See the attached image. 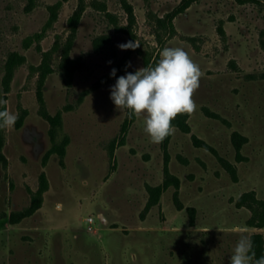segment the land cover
<instances>
[{"label": "rangeland", "instance_id": "rangeland-1", "mask_svg": "<svg viewBox=\"0 0 264 264\" xmlns=\"http://www.w3.org/2000/svg\"><path fill=\"white\" fill-rule=\"evenodd\" d=\"M57 1L0 0V110L18 116L0 129V264H229L234 229L251 243L264 237L251 223L264 201V0H195L175 33L159 20L182 0H128L134 20L125 0H84L75 25L80 0H62L46 35L27 45ZM128 41L140 46L118 47ZM165 47L184 49L202 75L196 110L153 144L144 116L119 111L110 88ZM16 52L24 60L6 91ZM55 144L65 151L46 160Z\"/></svg>", "mask_w": 264, "mask_h": 264}, {"label": "clouds", "instance_id": "clouds-1", "mask_svg": "<svg viewBox=\"0 0 264 264\" xmlns=\"http://www.w3.org/2000/svg\"><path fill=\"white\" fill-rule=\"evenodd\" d=\"M140 45L128 41L119 44L121 50H135ZM155 65L139 68L135 73H126L116 79L110 88V99L119 111L129 110L136 116H144V132L153 144L163 140L175 131L172 121L178 114H192L196 110L193 99L199 88L202 75L200 67L181 47H165ZM109 63H111L109 61ZM126 67H131L129 62ZM116 69L110 75L116 76ZM8 101L0 97V106ZM18 116L6 108L0 110V129L11 128ZM240 237L229 257V264H264V256L256 258L245 229L236 228Z\"/></svg>", "mask_w": 264, "mask_h": 264}, {"label": "trees", "instance_id": "trees-1", "mask_svg": "<svg viewBox=\"0 0 264 264\" xmlns=\"http://www.w3.org/2000/svg\"><path fill=\"white\" fill-rule=\"evenodd\" d=\"M194 1L195 0H182L181 4L178 6V8L175 11L168 13L163 18H160L159 21H160L161 25L164 28H167L169 30V32L175 33L176 32V27H175V23H174L175 16L178 13L186 10ZM239 1L243 2L245 0H239ZM62 4H63V1L59 0L56 3H54V4L49 6V9H50V12H51L50 18L48 19V21L46 22V24L42 28V30L37 31L33 35L28 36L26 38L25 43L27 45H30L34 41L41 40L46 35L47 28L58 17V11H59V8L61 7ZM124 4H125L128 12H129V14H130L131 20H134L135 19V13H134L133 4H131L128 0H125ZM84 9H85L84 0H80L78 8L75 10L74 14L70 17V23L72 25L77 24V22L79 21V19L81 17V14L84 11ZM220 31L222 33L225 32L223 26H220ZM38 48L41 50V46L40 45H38ZM43 55H44V60H43L42 65H41L43 73H42V78H41V82H40V87L38 89V94H39L40 100L42 102H44L43 87H44V84H45V78H46L47 74L50 72V65H49L50 52H44ZM159 58H160V55L158 53L156 55V58H155L154 62L152 63L153 66L155 65L156 62H158ZM20 60L21 61L24 60V56H22V55H20L19 53L16 52L15 53V57L14 58H10L8 60V62H7V74L4 77V86H5L6 91L9 90V88H10V81H11V78H12V72H13V68H14L15 62L16 61H20ZM49 117L52 119L51 116H49ZM56 118H60V115H57ZM179 124L184 126V128L186 130L189 129V125L186 124L185 122L181 123V121H179ZM2 145H3V137H2L1 131H0V155H1L2 158L5 159V154L2 151V147H3ZM64 148H65L64 145L55 144L49 150V152L47 153L46 160L49 158V156L52 153H54L56 151H59V152L63 153L65 151ZM168 160L169 159H167L166 173H167V176L169 177L170 172H169V169H168ZM43 180H44V183H43V185L41 187V190L39 192L40 197L38 198V201L34 205L33 209H35V208L40 206L41 198H42L41 195H42L43 191L47 188L48 180H47L45 174H43ZM179 181L180 180L177 178L175 180L176 184L179 185ZM167 184H169L168 179L166 180V185ZM249 195H250L249 192L245 193L242 196V198L239 200V203H243V200ZM258 203H259L258 205H253V206L251 205L252 209H253V212H254L251 223H252V225H255V226L264 227V201H259ZM252 248H253V251L256 253V258L264 256V237H263L262 233H253V235H252Z\"/></svg>", "mask_w": 264, "mask_h": 264}, {"label": "built area", "instance_id": "built-area-1", "mask_svg": "<svg viewBox=\"0 0 264 264\" xmlns=\"http://www.w3.org/2000/svg\"><path fill=\"white\" fill-rule=\"evenodd\" d=\"M87 220H88V222L90 223V225H89V229L90 230H92L93 229V226H92V223L94 222V216L93 215H90V216H88L87 217Z\"/></svg>", "mask_w": 264, "mask_h": 264}]
</instances>
